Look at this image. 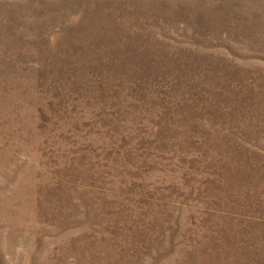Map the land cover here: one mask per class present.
Returning <instances> with one entry per match:
<instances>
[{"label": "rangeland", "instance_id": "rangeland-1", "mask_svg": "<svg viewBox=\"0 0 264 264\" xmlns=\"http://www.w3.org/2000/svg\"><path fill=\"white\" fill-rule=\"evenodd\" d=\"M0 264H264V0H0Z\"/></svg>", "mask_w": 264, "mask_h": 264}]
</instances>
